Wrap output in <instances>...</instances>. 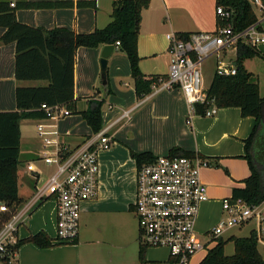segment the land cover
Wrapping results in <instances>:
<instances>
[{"label": "crops", "instance_id": "0c3cea01", "mask_svg": "<svg viewBox=\"0 0 264 264\" xmlns=\"http://www.w3.org/2000/svg\"><path fill=\"white\" fill-rule=\"evenodd\" d=\"M56 1H72L74 4L78 1H94L95 9L76 6L69 9H29L24 10L25 13L20 19H16L31 27L46 30L66 28L77 34H88L95 29L104 28L110 22L112 3L115 0L52 2ZM214 9L215 0H149L148 7L141 12L137 38L140 72L146 78H166L169 65L166 34L213 32L217 28ZM253 9L258 23L262 25L264 13L255 5ZM3 33L4 29L1 28L0 36ZM102 48L103 46L77 48L73 68L75 110L67 108L71 114L57 122L61 141L75 147L92 134L80 115L89 100L103 101L102 127L114 122L123 112L130 111L128 118L116 122L110 129L109 134L113 138L111 148L98 155L96 195L82 204L78 237L70 244H58L54 241V200L47 199L28 210L18 220L17 239H26L44 232L50 238L52 246L41 249L32 243H24L10 256L12 264H170L171 257L165 248L147 249L144 262L139 261L138 225L133 211L137 166L132 153H149L157 157L168 154L172 148H179L208 161L209 167L201 171V180L207 187L208 200L201 204L195 221V230L199 233L209 230L226 215L221 207L222 200L231 198L234 188H243V181L250 174L243 158V141L252 131L253 117H242L236 107L218 109L217 114L211 118L193 114L177 88L153 89L150 94L137 98L127 57L116 47L108 58L109 93L104 94L99 82ZM254 49L262 58L255 57L244 62L246 70L252 76L254 60L258 59L264 63V43ZM14 55L13 43L0 44L2 112L15 111L14 91L17 86L47 84L42 81H16ZM218 57L225 64L235 66L236 48L222 49ZM212 78L213 76L205 79L208 87ZM256 83L259 86L258 79ZM23 121L25 120L21 122ZM31 121L36 129L37 119ZM19 128L17 186L21 203L16 212L26 206L33 197L35 187L42 185L50 174L47 167H43L42 162L37 160L41 150L39 140L35 136L23 138L21 125ZM29 164H33L34 172L27 171ZM251 223L254 228L250 230V234L255 233L257 236V222L253 220L247 224ZM258 245L259 241L257 248ZM206 254L201 251L192 259H196V264H199Z\"/></svg>", "mask_w": 264, "mask_h": 264}, {"label": "built area", "instance_id": "2783aa9c", "mask_svg": "<svg viewBox=\"0 0 264 264\" xmlns=\"http://www.w3.org/2000/svg\"><path fill=\"white\" fill-rule=\"evenodd\" d=\"M53 0H0L10 9L25 4L52 2ZM252 5L263 10L261 0H250ZM218 20L225 22L213 32H194L187 39L174 32L166 34L169 65L167 80H158L153 89L177 88L186 101L191 113L194 104L204 103L206 96L201 73L202 63L216 56L215 74L235 75V66L225 64L218 54L225 48H236L239 41L251 47L264 43V31L258 25L245 30H233L232 14L222 7H215ZM116 42L114 47H118ZM44 118L37 119L36 137L41 150L37 160L53 171L44 183L35 187L32 199L0 230V259L8 255V247L15 246L18 220L33 206L52 199L55 202V243L75 242L79 232V217L82 204L92 199L98 188V155L107 151L113 144L109 134L112 126L125 118L130 111L123 112L114 122L92 133L79 145L70 147L60 139L57 122L71 114L64 105L39 107ZM218 108L211 106L203 117L211 118ZM208 161L194 155L192 157L157 156L153 162L144 163L137 168L135 199L133 211L138 225L139 243L146 248H165L171 257L170 264H189L197 253L208 252L221 238L222 233L233 227L243 226L250 221L257 222V237L264 239V199L257 205H247L242 199L222 200L224 217L215 226L199 234L195 221L202 203L208 200L207 187L201 180V171L208 168ZM34 172L33 164L26 167ZM8 211L0 205V212ZM202 238L205 240L202 241Z\"/></svg>", "mask_w": 264, "mask_h": 264}, {"label": "trees", "instance_id": "16d2710c", "mask_svg": "<svg viewBox=\"0 0 264 264\" xmlns=\"http://www.w3.org/2000/svg\"><path fill=\"white\" fill-rule=\"evenodd\" d=\"M263 4L264 13V0ZM149 5V0H115L112 3L110 22L102 29H95L88 34H77L66 28L46 30L20 23L16 19L19 10L95 9L94 1L42 2L25 4L17 9H10L5 3H0V28L4 33L0 36V44L13 43L14 78L16 81H42L43 86H17L14 91L15 111H0V205L8 208L0 212V230L16 212L21 200L18 197V165L20 153V122L44 118L39 110L42 104L48 106L64 105L71 111L75 110L73 97V68L77 48H98L105 45H115L128 60L130 75L137 98L150 94L158 86L160 77L146 78L138 68L137 38L141 22V12ZM222 7L231 12L235 19L233 30L240 32L251 25H258V18L250 0H215V7ZM226 23L217 19V27ZM188 35H181L187 39ZM262 55L248 45L239 41L236 46L235 75L219 76L214 73L209 87L205 90V102L194 104L193 114L203 113L215 106L218 109L239 108L242 117H253L254 125L247 139L243 141L245 159L249 176L243 183V188L232 190V199H242L247 205L259 204L264 199V98L260 97L259 86L253 81L252 74L244 66V62ZM163 81L166 78H161ZM175 88V87H172ZM109 93V91H108ZM102 100H89L85 110L80 115L92 133L102 128ZM171 156L192 157L194 155L179 148H172ZM137 168L144 163L153 162L156 157L149 153H132ZM234 252L231 256L224 255V242L218 239L199 264H264V253L257 248L258 237L251 233L249 237H230ZM24 243H32L41 249L52 246L50 238L39 232L26 239L18 240L15 246L8 247V255L0 259L1 264H12L11 257ZM138 258L144 262L147 250L139 243Z\"/></svg>", "mask_w": 264, "mask_h": 264}, {"label": "rangeland", "instance_id": "374dc122", "mask_svg": "<svg viewBox=\"0 0 264 264\" xmlns=\"http://www.w3.org/2000/svg\"><path fill=\"white\" fill-rule=\"evenodd\" d=\"M256 12L258 13L257 10H256ZM24 13H25L24 10L17 11L16 12V18L20 19L21 15H23ZM218 59H219V57H218ZM216 62H217V58L215 59V56H211L208 59H206L201 65V73H202V78H203V89L208 88V83H207V80L205 81V79H206V77H208V79H209L210 77H212L214 75ZM254 62H255V65L252 68L254 75H253L252 79H253V81H256V79L259 80L260 95H261V97H264V63H262V61H259L258 59L257 60L255 59ZM36 86H38V85H36ZM20 125H21L23 138H28L30 136L36 137L35 125L31 120H25V121L21 122ZM41 165L46 168V166L43 163H41ZM52 171H53L52 168L47 167V172L51 173ZM253 228H254V225H253V223H251V224L244 225L242 227H233V228L225 230L221 235V239L224 242V247H223L224 255L231 256L234 252L233 243L229 240L230 237H232V236L241 237V238L249 237L250 236V230H253ZM199 234H201V233H199ZM204 240L205 239L202 238V241H204ZM258 241H259V245H258L259 251L261 254H263L264 253V249H263L264 240L259 239ZM151 249L152 248H149V250H151ZM196 263H197L196 259H192V261L190 262V264H196Z\"/></svg>", "mask_w": 264, "mask_h": 264}, {"label": "water", "instance_id": "95a60500", "mask_svg": "<svg viewBox=\"0 0 264 264\" xmlns=\"http://www.w3.org/2000/svg\"><path fill=\"white\" fill-rule=\"evenodd\" d=\"M235 25V19L233 20V26ZM114 50L113 45H105L101 51V57L99 60V68H100V87L103 89L104 94L108 92V75H107V63L108 58L111 52Z\"/></svg>", "mask_w": 264, "mask_h": 264}]
</instances>
